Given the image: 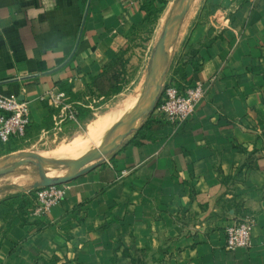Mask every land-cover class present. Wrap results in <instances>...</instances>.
<instances>
[{"label":"crops","instance_id":"crops-1","mask_svg":"<svg viewBox=\"0 0 264 264\" xmlns=\"http://www.w3.org/2000/svg\"><path fill=\"white\" fill-rule=\"evenodd\" d=\"M213 1L167 44L152 86L202 83L194 114L171 123L147 103L137 130L61 186L64 198L43 218L32 214L34 189L1 195L0 264H264V0ZM166 6L0 0V95L29 103L26 138L54 130L55 111L40 97L63 87L71 102L91 96L108 52L125 53L128 84L97 105L92 117L105 112L91 125L110 117L100 140L121 135L138 115L157 52L154 18ZM247 215L257 221L253 247L228 251L227 228Z\"/></svg>","mask_w":264,"mask_h":264},{"label":"rangeland","instance_id":"rangeland-1","mask_svg":"<svg viewBox=\"0 0 264 264\" xmlns=\"http://www.w3.org/2000/svg\"><path fill=\"white\" fill-rule=\"evenodd\" d=\"M191 0H169V3L164 9V12L160 16H156V33L153 39V48L156 46L158 49L159 42L167 28L171 27L175 22V18L181 11L183 6H186ZM214 2L211 0H195L194 3L188 6L186 13L181 17L180 25L178 29L173 32L167 39L166 43H171L175 38V34L181 30V27L188 23L189 20L196 16L200 11L205 14L212 12L214 9ZM194 13V14H193ZM207 16H205L206 18ZM152 52V51H151ZM143 55V53H141ZM137 81L141 79V76L136 72ZM139 75V76H138ZM139 82L134 85L139 87ZM143 90L140 95H143L145 88V81ZM140 92V90H139ZM139 93L130 97L132 102L138 99ZM136 104V103H135ZM105 110H100L97 116H93L91 119L81 122L80 124L67 123L64 125L61 131L50 130L49 132H42L34 135L31 139L26 138V135L21 139L15 140L12 148H15V152L9 155L4 154L5 149L0 155V171L13 167L17 162L24 160L27 157H33L35 164H30L22 167L21 169L0 177V196L12 195L22 190L34 189L36 184L42 182L38 163L43 162L48 169L51 170L50 178L58 179L61 177L71 175V169L69 164L86 154L92 152L97 147L103 145L105 142L111 140H98L96 137L97 130L94 129L95 124L91 123L95 119L99 118ZM106 119V118H105ZM104 124V120H100ZM106 129L105 127L102 130ZM115 138V137H114ZM17 180V181H16ZM2 193V194H1Z\"/></svg>","mask_w":264,"mask_h":264},{"label":"built area","instance_id":"built-area-1","mask_svg":"<svg viewBox=\"0 0 264 264\" xmlns=\"http://www.w3.org/2000/svg\"><path fill=\"white\" fill-rule=\"evenodd\" d=\"M155 1V0H147ZM206 89L202 83L187 87L180 91L174 84L161 90L158 97L160 109L171 123H183L194 114L199 104L205 98ZM103 99L87 96L78 101H68L63 91H49L40 97V102L47 103L54 111V130L61 131L65 124H80L82 109L96 110ZM31 126V109L28 102L22 101L17 95H0V141L8 144L13 139H19L27 134ZM64 198L61 186L39 188L35 190L33 216L43 218ZM256 218L247 215L229 226L226 230L227 250L235 252L253 247V230Z\"/></svg>","mask_w":264,"mask_h":264},{"label":"water","instance_id":"water-1","mask_svg":"<svg viewBox=\"0 0 264 264\" xmlns=\"http://www.w3.org/2000/svg\"><path fill=\"white\" fill-rule=\"evenodd\" d=\"M194 1L195 0H191L188 4H186V6H183L181 8L178 17L174 19L175 22L172 24L171 27L167 28L166 31L164 32L158 45L155 61L151 69L149 80L147 82L146 92L142 100L139 102L138 109L136 110L137 114L141 109H144L143 107H145L146 104L149 103L150 101L151 102L153 101L154 104L158 103V97L161 93V86L163 81L160 80L158 82L154 92H152V86L153 83L156 82L160 70L161 69L164 70L167 64V44H168L166 43L167 39L173 32H175L178 29L180 25L181 17L186 13L188 6L192 5ZM143 116L144 114L142 113L134 116L129 122L126 130L121 135L105 142L103 145L97 147L96 149L86 154L85 156L72 161L69 164V168L71 169L72 172L71 175L69 176L61 177L58 179L50 178L49 175L51 173V170L48 169L43 162L38 163V168L40 170L42 182L40 184H36L34 186V190L39 188L52 187V186H58V187L63 186L97 168L101 164L103 158H105L116 147L120 146L125 141V139H127L135 130H137V123L139 119H141ZM30 164H35V160L33 157H27L24 160L15 163L13 167L0 171V177L15 172L21 169L22 167Z\"/></svg>","mask_w":264,"mask_h":264},{"label":"trees","instance_id":"trees-1","mask_svg":"<svg viewBox=\"0 0 264 264\" xmlns=\"http://www.w3.org/2000/svg\"><path fill=\"white\" fill-rule=\"evenodd\" d=\"M157 2H160L164 5H167L169 3V0H155ZM153 2V1H151ZM156 19V16L155 18ZM109 58L111 60V64L104 69V71L99 74L98 76L93 78V87L95 88V91H92L90 93L91 96L97 97V98H103V102L105 103L107 100H109L111 97L119 95L122 93L125 89V86L128 84V80L126 79L127 75V61L125 60V53L120 54H114L111 52H108ZM176 87L183 91V87L181 85H176ZM192 87V86H190ZM189 88V87H188ZM63 90L68 94H71V90L69 87H63ZM63 91V92H64ZM74 97V96H73ZM102 104V103H101ZM160 105V103H159ZM92 118V110L90 109H82L80 113V122H84L87 119ZM31 126L29 127V129ZM29 129L27 131V134L29 132ZM26 134V135H27ZM15 143V140H11L8 144H3L0 141V155L3 154L2 151L5 149L6 155H9L11 153H14L16 150L15 148H12L13 144ZM33 201H35V190H33L31 193H29ZM18 198L21 200V203L23 205L28 204L26 201L27 196L26 195H19ZM4 204H0V212L1 207ZM31 204V203H30Z\"/></svg>","mask_w":264,"mask_h":264},{"label":"bare ground","instance_id":"bare-ground-1","mask_svg":"<svg viewBox=\"0 0 264 264\" xmlns=\"http://www.w3.org/2000/svg\"><path fill=\"white\" fill-rule=\"evenodd\" d=\"M193 14H194V13H193ZM122 103H123V107H122V109L127 110V109L129 108V106H130V98L125 99V101H123ZM120 106H121V105H120ZM119 108H120V107H119ZM116 110H119V109H116ZM125 110H124V111H125ZM119 111H120V110H119ZM117 114H118V111H117ZM121 114H123V112H122ZM121 114H120V115H121ZM118 115H119V114H118ZM118 115H117V116H118ZM113 122H114V120H112V118L108 117V118L104 119V124H103L101 121H98V122L95 124L94 129L97 130V131H96V132H97L96 137H98V138H97L98 140H100L102 137H104V134H105L106 130H107L108 128L111 127V125L113 124ZM103 127H105L106 129L102 130Z\"/></svg>","mask_w":264,"mask_h":264}]
</instances>
